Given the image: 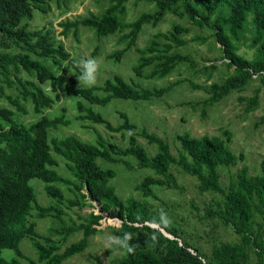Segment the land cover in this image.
<instances>
[{
	"label": "trees",
	"instance_id": "1",
	"mask_svg": "<svg viewBox=\"0 0 264 264\" xmlns=\"http://www.w3.org/2000/svg\"><path fill=\"white\" fill-rule=\"evenodd\" d=\"M125 1L127 0H115L100 16L90 15L73 21L60 22L58 24L62 28L60 35L66 36L69 30L76 35L79 26L92 28L99 37L129 28V31L122 35V39H127L125 48H130L134 46L143 24L154 25L163 18L166 11L177 12L178 8H182L180 14L187 16L191 23L199 27L210 26L214 30L215 38L222 47L223 58L227 59V64L235 70V73L224 83H213L210 86L208 92L212 102L219 101L231 89L243 88L253 74L263 77L264 81V0H149L156 6L152 13H142L134 21L123 23L117 14L124 12ZM41 3V0H0V36L5 38V42L18 40L17 45L25 50L24 53L15 55L0 52V71L6 73L7 67L12 66L15 71L21 67L26 72L34 74L37 82H24L18 77L16 80L21 89V99L30 100L35 113L41 114L43 109L50 108L53 102L59 99L60 92L68 96H79L90 105H106L113 98L144 101L152 96L159 97L170 88L167 86L160 89H143L138 84L126 82L120 75L106 79L101 86L79 87L77 78L69 72L72 68L81 74L77 66L78 61L70 56L63 45H55L50 40L52 37L47 30L27 31L25 24L20 26L23 18H31L33 8L46 10ZM249 15L253 26L250 42L256 47V53L251 60L237 54L235 44L246 29ZM183 32H187V28L174 24L168 35L157 33L154 36L155 38L163 37L181 46L185 42L178 36ZM31 39L34 42H31ZM8 45V43H1L2 48ZM158 46L157 41L151 40L147 48L136 49L139 53V62L133 67L136 75L141 76L143 68L155 59L161 60V63L149 73L147 76L149 78L163 77L179 62L190 61L185 55L169 54L173 46L171 43H164L162 50H159ZM125 48L117 51L116 56H120L126 50ZM30 52L39 57L50 58L54 68L31 57ZM153 52L158 54L145 55ZM7 83L11 85L12 81ZM43 83H47L50 91L55 93L54 98L39 85ZM193 87L200 88L194 84ZM97 90H102L105 94L100 95ZM257 97L258 91L253 97H246L244 100L248 104H256ZM7 99L19 111L25 112L18 98L8 95ZM82 102V100L75 102L78 111L84 112L83 115H79V118L104 124L113 132L126 131L129 134L128 146L122 149L109 145L110 149H108L100 135L96 144L84 142L72 134L52 137L48 140L49 128L68 123L62 116L49 118L41 115L38 120L29 125H23L14 119L13 110L0 106V264H20L18 257H24V255L19 243L25 237H30L33 241L38 252V263L61 264L88 246L89 236L98 230L93 224H97L103 218L101 213H90L89 220L85 223L66 228L58 206L43 207L36 203L33 187L29 184L34 178L40 179L45 184L46 193L59 202L64 200V196L62 191L54 185L56 182L72 186L78 197L90 205L92 200L95 201L101 211L121 220L118 235L122 238L125 233H130V245L135 241L132 234L138 228L136 224L157 223L161 229L168 230L162 222L148 214L134 198L122 200L115 193L114 188L109 184L115 172L110 168H102L97 163V158H103L108 162L118 161L119 159L112 157L110 151L121 156H133L138 166L152 169L166 182L171 181L175 185L174 178L169 173L171 165H176L183 172L196 176L201 190L220 192L223 196L222 204L212 214L217 215L225 225H232L243 243L251 242L261 249L260 227L257 229L253 227L252 215L254 208L259 211L264 209V157L260 161L259 174L249 175L247 169L242 167L237 171L236 178L230 179L228 187L223 189L220 186L217 166L236 165L242 158L241 154L237 156L228 147L227 139L208 135L194 137L189 133H182L177 135L180 147L175 156L170 152L166 141L142 129L140 136L149 143L156 144L157 147V151L149 156L146 149L138 143L135 125L130 122L125 113L120 114L121 123L113 126L99 112L91 107H85ZM223 134L228 138V131H223ZM52 151L66 161V166L74 177L73 180L58 174L54 168L57 160ZM152 182L160 183L161 181L146 177L138 185V189L150 195L152 193L149 185ZM68 203L70 206L80 204L76 198L69 199ZM33 206L37 209L39 217L53 214L61 222L59 232H62L64 236L72 231L82 230V237L59 251L60 246L54 240L40 236L28 222L27 215ZM38 238H42L47 245L42 244ZM142 241L145 245L148 243L145 239ZM160 243L164 248L162 255L141 250L128 259L115 261L112 264H207L196 248L189 249L191 247L187 243H179L175 237L160 239ZM7 249L14 252V256L8 260L2 256V251ZM240 249V245L237 244L232 245L230 251L224 247L221 252H217L218 258L213 264H240L234 258L239 254ZM27 260L30 264H38L32 259Z\"/></svg>",
	"mask_w": 264,
	"mask_h": 264
},
{
	"label": "rangeland",
	"instance_id": "2",
	"mask_svg": "<svg viewBox=\"0 0 264 264\" xmlns=\"http://www.w3.org/2000/svg\"><path fill=\"white\" fill-rule=\"evenodd\" d=\"M41 1V5L46 10L33 8L31 18H23L20 21V26L25 24L27 31L47 30L52 37L50 40L55 45L62 44L70 56L77 61L82 58L96 59L100 65L96 86H101L106 79L112 78L114 75H120L126 82L138 84L143 89H160L167 86L170 88L161 96H152L144 101L113 98L106 105H90L79 96H68L60 92L59 99L55 100L50 108L43 109L39 114L33 111L30 100L21 99V89L16 80L18 77L24 82H37L34 74L26 72L21 67L15 71L12 66H8L6 73L0 71V106L13 110L14 119L18 123L29 125L38 120L41 115H46L49 118L62 116L63 120L68 123L49 128L48 140L52 137H64L72 134L84 142L96 144L98 135H100L108 149H110L109 145L122 149L127 147L129 134L126 131L113 132L108 130L104 124L79 118V115H83L84 112L78 111L75 102L82 100L85 107H91L99 112L113 126L121 123V113L128 115L130 122L135 125L138 143L146 149L149 156L157 151V147L156 144L149 143L140 136L142 129L166 141L169 144L170 152L175 156H177L180 147L177 135L182 133H189L194 137L208 135L227 139L228 147L237 156L241 154L242 158L236 165L217 166L220 174V186L223 189L228 187L230 179L236 178L237 171L242 167L247 169L249 175L260 173V161L264 157L263 77L252 76L243 88L231 89L219 101L212 102L208 92L210 86L213 83H224L228 77L235 73V70L234 67L227 64L228 60L223 58L222 47L217 42L214 30L210 26L199 27L191 23L187 16L180 14L182 8H178L177 12L166 11L163 18L156 24H143L137 34L134 46L125 48L127 39H122V35L127 33L129 28L99 37L92 28L79 26L76 35L72 30H69L66 36L60 35L62 29L58 25L60 22L73 21L90 15L100 16L115 0ZM123 5L124 12L117 14L123 23L132 22L142 13H152L156 9L154 2L149 0H127ZM250 19L249 15L246 29L235 43L237 54L247 60H251L256 53V47L252 46L250 42L253 33ZM174 24H180L187 28V32L178 36L185 42L183 45L177 46L163 37L155 38L154 35L157 33L168 35ZM151 40L158 42L159 50L163 49L164 43H171L173 46L168 52L169 54L185 55L190 61L179 62L163 77L149 78L147 77L149 73L161 63V60L155 59L143 68L141 76L136 75L133 71V67L139 62V53L136 49L147 48ZM31 42L34 40L31 39ZM1 43L9 45L2 48ZM17 43L18 40L5 42V38L0 36V52L10 55L24 53L25 50ZM124 48L126 50L117 57V51ZM29 54L54 68L50 58L39 57L31 52ZM157 54L158 52H153L145 55ZM69 72L76 78L80 75L72 68L69 69ZM8 81H12V84L8 85ZM77 84L79 87H87L79 81ZM193 84L200 88L193 87ZM39 85L47 94L55 97V93L50 91L47 83ZM257 91L256 104H248L244 98L253 97ZM97 93L105 94L102 90H97ZM8 95L18 98L25 112L19 111L8 102ZM223 131H228V138L223 134ZM52 154L58 161L54 167L58 174L63 178L73 180L74 177L66 166V161L53 151ZM110 154L119 160L108 162L99 158L97 163L98 166L110 168L115 172V176L109 180V184L114 188L118 197L122 200L134 198L148 214L158 221L161 222V212L166 214L169 221L167 224L162 222L167 227L166 231L170 233H168L169 235L164 234L165 230H159L160 227L157 223L136 224L138 228L132 234L135 241L131 244L135 246L134 253L142 250L162 255L164 248L160 239L172 236L179 243H187L191 247L189 249L196 248L207 264L217 261V252H221L224 247L230 251L234 244L240 245L241 248L239 254L234 256L240 264H264V209L259 211L254 208L252 215L253 227L255 229L260 227L261 249H259L251 242L243 243L240 235L233 230L232 225H225L217 215L212 214L222 204L223 196L220 192L201 190L200 182L196 176L183 172L176 165H171L169 173L173 176L175 185L171 181L166 182L152 169L138 166L137 160L131 155L121 156L112 153V151ZM146 177L161 181L160 183L152 182L149 185L152 193L150 195L138 189V185ZM29 184L33 187L38 205L43 207L56 205L61 209L60 216L66 228L85 223L89 220L90 213L103 215L97 224H93L98 230L89 236L88 246L61 264H112L133 256L134 253L128 254L118 246L106 244L108 235L119 237L121 220L101 211L95 201L92 200L90 205L78 197L72 186L56 182L54 185L62 191L64 196V200L59 202L46 193L45 184L40 179H31ZM75 198L80 204L70 206L68 200ZM37 213V209L33 206L27 215L28 222L40 236L54 240L60 246L59 251L82 237V230H75L64 236L62 232H59L61 222L53 214L39 217ZM145 226L150 228L146 229ZM154 236L155 240H153ZM142 239L147 240L148 243L145 245ZM38 240L47 245L42 238H38ZM19 247L24 255V257H18L20 264H30L27 259L38 263V252L30 237L23 238ZM2 256L8 260L14 256V252L8 249L3 250Z\"/></svg>",
	"mask_w": 264,
	"mask_h": 264
},
{
	"label": "clouds",
	"instance_id": "3",
	"mask_svg": "<svg viewBox=\"0 0 264 264\" xmlns=\"http://www.w3.org/2000/svg\"><path fill=\"white\" fill-rule=\"evenodd\" d=\"M77 66L81 70V74L77 76V79L79 83H82L83 85L87 87H93L97 84L98 79V73L100 69V65L94 58H82L77 62ZM161 222L167 224L168 218L165 213H160ZM156 237H153V240H155ZM131 240V234L125 233L124 236L116 237L112 235H108L106 238V244L109 246H118L122 250H124L126 253L131 254L135 251V246L130 245L129 241Z\"/></svg>",
	"mask_w": 264,
	"mask_h": 264
},
{
	"label": "bare ground",
	"instance_id": "4",
	"mask_svg": "<svg viewBox=\"0 0 264 264\" xmlns=\"http://www.w3.org/2000/svg\"><path fill=\"white\" fill-rule=\"evenodd\" d=\"M161 230V229H160ZM163 231V230H162ZM165 235H169L168 233L164 232Z\"/></svg>",
	"mask_w": 264,
	"mask_h": 264
},
{
	"label": "built area",
	"instance_id": "5",
	"mask_svg": "<svg viewBox=\"0 0 264 264\" xmlns=\"http://www.w3.org/2000/svg\"><path fill=\"white\" fill-rule=\"evenodd\" d=\"M252 76H253V77H256V76H257V74H253Z\"/></svg>",
	"mask_w": 264,
	"mask_h": 264
},
{
	"label": "crops",
	"instance_id": "6",
	"mask_svg": "<svg viewBox=\"0 0 264 264\" xmlns=\"http://www.w3.org/2000/svg\"><path fill=\"white\" fill-rule=\"evenodd\" d=\"M111 101V100H110ZM134 101H136V100H134ZM128 116V115H127ZM56 159V158H55ZM99 158H97V160H98ZM57 160V159H56ZM58 162V161H57ZM11 258V257H10Z\"/></svg>",
	"mask_w": 264,
	"mask_h": 264
},
{
	"label": "water",
	"instance_id": "7",
	"mask_svg": "<svg viewBox=\"0 0 264 264\" xmlns=\"http://www.w3.org/2000/svg\"><path fill=\"white\" fill-rule=\"evenodd\" d=\"M161 228H159V230H160ZM171 238H172V236H171Z\"/></svg>",
	"mask_w": 264,
	"mask_h": 264
}]
</instances>
